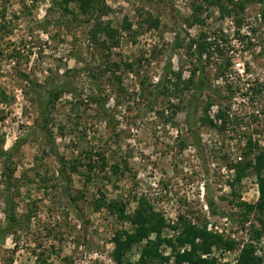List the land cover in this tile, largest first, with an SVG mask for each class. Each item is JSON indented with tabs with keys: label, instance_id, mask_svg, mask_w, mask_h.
Masks as SVG:
<instances>
[{
	"label": "rangeland",
	"instance_id": "obj_1",
	"mask_svg": "<svg viewBox=\"0 0 264 264\" xmlns=\"http://www.w3.org/2000/svg\"><path fill=\"white\" fill-rule=\"evenodd\" d=\"M262 157L264 0H0V264H139L150 213L264 264Z\"/></svg>",
	"mask_w": 264,
	"mask_h": 264
},
{
	"label": "trees",
	"instance_id": "obj_2",
	"mask_svg": "<svg viewBox=\"0 0 264 264\" xmlns=\"http://www.w3.org/2000/svg\"><path fill=\"white\" fill-rule=\"evenodd\" d=\"M226 1L228 3L232 2V0ZM227 12L231 13L232 10L227 9ZM199 84L202 88L203 82L200 81ZM53 95L56 96L55 93L52 94V96ZM203 110L206 112L208 110V106H206ZM218 115L219 117H222V123L225 124L226 120L224 112L220 111ZM208 121V123H212L211 120ZM263 160V157L256 159V168H254L255 171L258 172L261 169L260 167L262 166ZM249 164L250 163H243L236 169V181L240 180ZM257 181L259 187V199L254 205H247L249 209L247 212L250 213L255 210L258 217L262 218L264 221V176H259ZM143 210L148 211L145 209ZM244 216L246 218L248 217L247 215ZM151 218L152 220L148 222L147 226L138 232L139 239H147L145 244L146 249L142 253L139 264H148L155 258H159L162 261H169L170 256H160L158 253V247L162 245L168 247L172 251L174 264H225L218 262L215 258H203V256L209 254L213 246L227 251L233 250L234 246H236V243L233 240H222L220 236L208 233L204 230H197L194 226H191L186 222L183 223L184 225L177 235L168 238L157 236L154 241H151L148 239L149 233H151L150 231L154 230L157 231V234H159V230L156 228L160 225L153 214L150 213L149 219ZM179 219L181 220V217H179ZM259 236L260 232L254 230L253 238H257ZM186 246H188V248H186ZM180 248H183L182 251H180ZM260 263V258L254 255V247L251 244L244 245L240 255L238 256L237 264Z\"/></svg>",
	"mask_w": 264,
	"mask_h": 264
},
{
	"label": "built area",
	"instance_id": "obj_3",
	"mask_svg": "<svg viewBox=\"0 0 264 264\" xmlns=\"http://www.w3.org/2000/svg\"><path fill=\"white\" fill-rule=\"evenodd\" d=\"M239 64L237 66H235V68L238 70Z\"/></svg>",
	"mask_w": 264,
	"mask_h": 264
}]
</instances>
